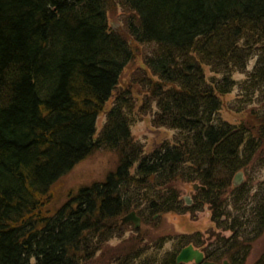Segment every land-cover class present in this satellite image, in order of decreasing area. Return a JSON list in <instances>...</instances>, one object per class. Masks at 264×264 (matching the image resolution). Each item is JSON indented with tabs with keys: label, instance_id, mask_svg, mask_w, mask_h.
<instances>
[{
	"label": "trees",
	"instance_id": "16d2710c",
	"mask_svg": "<svg viewBox=\"0 0 264 264\" xmlns=\"http://www.w3.org/2000/svg\"><path fill=\"white\" fill-rule=\"evenodd\" d=\"M115 2L129 13L126 33L110 28L109 0H0V264H88L116 238L111 264H183L178 252L159 254L167 241L246 264L264 234V182L254 184L264 164V0ZM129 37L153 45L134 76L146 96L139 115L132 92L119 89L138 56ZM235 90L230 107L247 114L238 124L220 116ZM148 115L175 132L151 152L131 130ZM98 149L118 154L116 168L47 210L49 193ZM179 180L202 186L192 205ZM205 205L229 236L125 238L132 211L152 223L169 212L196 217Z\"/></svg>",
	"mask_w": 264,
	"mask_h": 264
},
{
	"label": "rangeland",
	"instance_id": "374dc122",
	"mask_svg": "<svg viewBox=\"0 0 264 264\" xmlns=\"http://www.w3.org/2000/svg\"><path fill=\"white\" fill-rule=\"evenodd\" d=\"M111 10L108 14L110 28L126 33L125 20L129 16L125 8L120 4H117L115 0H109ZM133 51L138 56L133 60L124 70L119 89L120 91L130 90L132 92V100H135L136 109L134 113H138V110L143 104L145 94L141 92L140 85L134 82V76L138 72V68L142 66L143 57L145 54L153 49V45L137 43L132 38H128ZM255 65V61H252L249 70ZM206 72L209 77L214 76L209 67H206ZM236 79H243L244 76L239 73L235 74ZM133 84V85H132ZM119 91H116L114 97L107 103L106 109L98 117L97 121V133L99 134L104 124L106 123V110L112 106L116 100ZM237 91L225 97V105L221 109L220 116L231 123L238 124L245 120L246 113H237L231 109V102H233ZM140 113V112H139ZM139 115V114H137ZM132 134L136 140H139L144 145L146 152L153 151L161 142L171 141L173 139L174 131L166 128H155L152 125V117L139 116L137 121L132 125ZM264 153V146L261 152ZM264 155V154H263ZM259 157L262 155L259 154ZM119 156L116 152L107 149H98L93 154L88 156L85 160L79 162L73 170L59 183L52 192L49 193L47 199H45V208L47 210H54L62 206L71 190L83 185L91 184L96 181H103L107 174L114 170L118 164ZM247 176L243 175V181ZM264 182V164L256 169L254 184H262ZM176 188L180 192L181 199L185 205H192L194 197L197 192L202 188L198 182H175ZM264 186V185H263ZM257 189H260L257 187ZM188 198L191 203L186 202ZM126 239H131L133 236L139 235L141 239V246L155 245L160 241V238L165 236H173L183 233H195L201 232L205 240L209 242V238L213 237L212 232L215 234H221L229 236L230 231H223L217 227L212 220V210L209 205H205L204 209L193 216L191 212L184 214H178L175 212L163 213L159 215V218L152 223L142 222L140 233L134 231V225H126ZM214 238V237H213ZM213 240V239H212ZM122 239H113L105 248L97 253L95 259L88 264H111L112 251L120 245ZM122 244V243H121ZM111 251V252H110ZM168 251L179 252V249L175 246L174 242L167 241L164 243L163 248L159 251L160 255ZM151 252V251H150ZM264 253V234L258 238L252 245V250L247 259L246 264L254 263ZM191 264V263H190Z\"/></svg>",
	"mask_w": 264,
	"mask_h": 264
},
{
	"label": "water",
	"instance_id": "95a60500",
	"mask_svg": "<svg viewBox=\"0 0 264 264\" xmlns=\"http://www.w3.org/2000/svg\"><path fill=\"white\" fill-rule=\"evenodd\" d=\"M243 181V173L239 172L235 176V184L239 185ZM186 201L188 204L191 203V201L186 198ZM123 224L133 223L135 228H140L142 225V218L137 214L136 211H132L122 219ZM177 262L178 263H193V264H218L216 262H212L209 260H206L205 253L199 249L195 248L192 244L188 245L187 247H184L181 249V251L177 255ZM220 264H231L228 260H224Z\"/></svg>",
	"mask_w": 264,
	"mask_h": 264
}]
</instances>
